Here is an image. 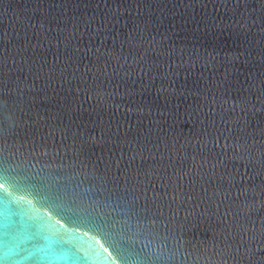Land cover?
Returning a JSON list of instances; mask_svg holds the SVG:
<instances>
[{
    "label": "water",
    "instance_id": "95a60500",
    "mask_svg": "<svg viewBox=\"0 0 264 264\" xmlns=\"http://www.w3.org/2000/svg\"><path fill=\"white\" fill-rule=\"evenodd\" d=\"M0 264H264V0H0Z\"/></svg>",
    "mask_w": 264,
    "mask_h": 264
}]
</instances>
